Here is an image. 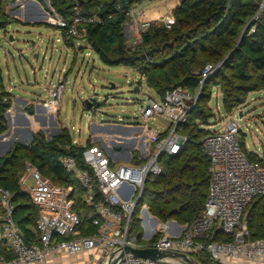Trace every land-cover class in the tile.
Masks as SVG:
<instances>
[{
  "label": "built area",
  "instance_id": "1",
  "mask_svg": "<svg viewBox=\"0 0 264 264\" xmlns=\"http://www.w3.org/2000/svg\"><path fill=\"white\" fill-rule=\"evenodd\" d=\"M65 1L72 6L71 21L58 16L57 27L67 40L84 39V27L99 19L84 16L79 0ZM263 13L264 0L259 3L252 21L256 23ZM126 15L124 38L128 46L140 45L141 34L149 24L143 21L142 7L135 6ZM159 22L169 29L174 24L171 12ZM251 30L254 31V27ZM213 69L212 66L205 68L200 85ZM64 89V84L58 82L49 98L60 102ZM197 99L198 91L191 94L174 89L158 101L143 103L139 111L141 125L160 120L166 128L152 131L143 147L139 143L145 132L142 130L139 134V129L138 134L131 137L135 144L122 150V158L109 157L97 142L82 151L85 170L79 169L71 157L59 158L61 168L71 174L85 192L82 204L91 212L88 220L94 232H86L87 227L76 212L77 193L73 188L49 182L27 163L18 185L28 193L38 211L37 239L29 242V246L24 244V235L14 220L12 195L0 187V245L10 252L9 258L0 256V264H47L56 257L86 254L93 256L94 264H108L124 248L185 255L191 263L172 256L151 261L125 254L118 264H195V256L201 254L207 257L208 264H225L229 260L264 264V236L252 239L244 223L250 203L264 197V166L249 161L241 149L238 126L241 119L237 117L231 118L223 130L211 131L201 141L210 161L208 192L201 218L191 225L169 221L158 226L148 207L141 205L137 216L139 230H131L132 217L140 205L146 180L160 176L161 158L177 156L187 143L178 128L187 121ZM116 151L115 154H122L120 149ZM97 196L102 201H98ZM212 229L232 237V242H206Z\"/></svg>",
  "mask_w": 264,
  "mask_h": 264
},
{
  "label": "trees",
  "instance_id": "2",
  "mask_svg": "<svg viewBox=\"0 0 264 264\" xmlns=\"http://www.w3.org/2000/svg\"><path fill=\"white\" fill-rule=\"evenodd\" d=\"M13 1L0 0V32L10 24L1 6ZM49 1L59 17L71 21L70 2ZM146 1L159 0H79L84 16L99 19L84 27V40L104 66L135 69L140 79H145L148 90L158 97L174 89L191 94L201 89L187 121L178 128L187 143L177 156L161 158L162 174L146 180L139 205H146L148 212L161 223L174 221L191 225L201 218L208 192L210 161L200 141L211 131L196 127L206 120L204 103L209 102L212 88H220L222 107L228 112L239 104L243 95L264 91V13L256 23L252 21L262 0H177L178 5L171 11L174 24L169 29L159 21L150 22L141 34L140 45L128 46L123 34V26L128 21L126 13ZM73 40L70 38L67 42ZM203 64L219 65V68L200 85L201 76L192 72ZM222 71H228L230 76L225 78ZM10 100L11 96L3 91L0 72V135L6 131L4 115ZM90 145L89 142L82 147L73 145L68 131L62 129L49 142L44 140L43 133H38L29 147L17 145L14 151L0 157V187L12 195L14 220L27 242H36L38 211L15 177L21 161L26 159L49 182L73 188L77 193L76 212L87 227L86 232L95 231L89 225L91 212L82 204L84 190L58 163L59 158L71 157L79 169H87L81 154L84 147ZM240 146L249 161L264 166V153L258 156L247 152L241 142ZM18 150L22 158L17 155ZM97 200L102 201L99 196ZM253 203L254 209L245 223L251 238L261 239L264 236V197L256 198L249 206ZM136 211L132 217V232L139 230ZM206 242L231 243L232 237L212 229ZM0 256L9 258L10 252L0 246ZM195 262L208 264L203 254L195 256Z\"/></svg>",
  "mask_w": 264,
  "mask_h": 264
},
{
  "label": "rangeland",
  "instance_id": "3",
  "mask_svg": "<svg viewBox=\"0 0 264 264\" xmlns=\"http://www.w3.org/2000/svg\"><path fill=\"white\" fill-rule=\"evenodd\" d=\"M173 1L176 6L177 0ZM168 8L166 10L161 3H151L142 7L143 21L151 22L154 13L159 15L158 20H163L175 7ZM1 11L10 22L7 28L0 32V72L3 91L9 94L5 89L9 79L12 82L19 76L33 83L36 86V96L42 98L35 105L32 101L18 102L9 94L10 107L4 115L6 131L0 138L10 131L11 147L4 156L14 151L17 145L21 148L29 147L33 137L38 133H43L44 140L49 142L62 129H66L76 146L82 147L86 142H97L109 157L117 159L123 157L122 150L135 144L131 137L136 136L138 132L139 134L142 130L145 132L139 143V146L143 147L152 131L157 132L166 128V124L160 120L149 121L146 126L140 123L139 111L143 103L159 99L148 90L145 79H140V75L132 68L104 66L80 38L75 39L74 43H68L67 38L62 36L61 30L57 27L59 15L49 0H14L3 4ZM207 66L212 65L198 66L192 74L202 76ZM212 67L215 69L208 72L205 82L215 75L219 65ZM222 72L225 78L230 76L228 71ZM58 82L63 83L65 87L60 102L49 98L51 90ZM135 88L139 91L135 92ZM206 89L208 94V88ZM200 92L201 89L198 90V95ZM211 92L209 102L204 103L206 120L196 128L220 131L231 118H240L238 122L240 142L244 144L247 152L263 154L264 91L243 95L239 104L229 112L222 107L220 88L213 87ZM16 94L26 100H33L36 97L31 94L21 95L18 92ZM94 98L98 103L92 106L94 111L85 110L84 102ZM28 107L31 108L32 114H25ZM21 111L23 120L20 117ZM116 149H120L122 154H115ZM17 155L22 158L20 150L17 151ZM27 163V159L21 161L15 175L18 180ZM254 206L253 203L248 207L245 221ZM139 210L140 206L137 208V214ZM139 217L141 220V216ZM156 221L160 226L161 222L157 219ZM64 262L66 259L62 258L53 263ZM94 263L93 256H88L82 264Z\"/></svg>",
  "mask_w": 264,
  "mask_h": 264
},
{
  "label": "crops",
  "instance_id": "4",
  "mask_svg": "<svg viewBox=\"0 0 264 264\" xmlns=\"http://www.w3.org/2000/svg\"><path fill=\"white\" fill-rule=\"evenodd\" d=\"M151 3H161L162 5H164L166 7V10H168L169 8L168 7H175L178 5V1H177V5L175 6V2L173 0H159V1H152V2H142L140 5V7H145ZM171 4V5H170ZM174 8V9H175ZM173 9V10H174ZM154 13V12H153ZM154 17H152V21L151 22H154V21H160V19L158 20V17L159 15L157 13H154L153 14ZM150 23V22H149ZM20 25V24H19ZM76 40H73L72 42L74 43ZM83 42H85L84 39H82ZM85 45V44H84ZM81 47V46H80ZM87 48H89L87 45H86ZM91 50V49H90ZM18 78H14V80L11 82L10 79H9V83H8V86H4L5 89L9 92L10 95H13L15 97V100H17L18 102H22V103H29V102H33L35 105L37 104L36 102H40V100H42V98L40 96H36V93H35V90H36V86L33 85V83H31L29 80L27 79H23L22 77H19L17 76ZM12 84H14V86L12 87ZM15 90H14V89ZM19 93L21 95H28V94H31L32 96H36L35 99L33 100H29V99H25L24 97L20 96V95H17L16 93ZM15 93V95H14ZM44 100V99H43ZM20 105V104H18ZM21 107V106H19ZM36 108V107H34ZM29 109H31L30 107L27 108V113L25 114H29ZM22 112V111H21ZM22 116L18 117L20 118L21 120L24 119L23 117V112L21 114ZM9 120V119H8ZM24 123V122H23ZM22 123V124H23ZM9 124V122H8ZM12 124V123H11ZM227 125V123H226ZM226 125L223 127V129L226 127ZM222 129V130H223ZM10 131H8L7 133L4 134V136H2V138H0V157L4 156L10 149L11 147V143L9 142V139H10ZM96 142H90V144H94ZM252 153V152H251ZM255 154V153H253ZM258 155V154H256ZM258 156H261L258 155ZM247 211V210H246ZM246 213V212H245ZM244 223H245V216H244ZM246 224V223H245ZM247 226V225H246ZM2 246V245H0ZM3 247V246H2ZM5 248V247H4ZM7 249V248H6ZM88 254L86 255H78V256H72V257H67V256H60V257H56L54 261H51V262H47V264H54L53 262H56L57 261H60L62 258H65L66 259V262L64 263H70V264H82L85 260H87L88 258ZM86 257V258H85ZM59 259V260H58ZM225 264H244L242 263L241 261L239 260H229L227 263Z\"/></svg>",
  "mask_w": 264,
  "mask_h": 264
},
{
  "label": "water",
  "instance_id": "5",
  "mask_svg": "<svg viewBox=\"0 0 264 264\" xmlns=\"http://www.w3.org/2000/svg\"><path fill=\"white\" fill-rule=\"evenodd\" d=\"M249 25L250 24H248L247 27ZM229 55H231V53ZM229 55L225 58V60L229 57ZM111 87L113 88V86H111ZM134 91L138 92L139 89L135 88ZM95 104L98 105V103L96 101V98L92 99L91 101L90 100H86L84 102L85 110L94 111L92 109V106L95 105ZM29 113L32 114V110L31 109H29ZM58 134L59 133H57V135ZM23 242H24V244L26 246L30 245V243L27 242L25 239L23 240ZM125 254H131L134 257H138V258H142V259H149L151 261H156V260L162 259V258H164L166 256H172V257L181 258L182 260H184L187 263H191V261L185 255H180V254L177 255V254H170V253H160V252H157L154 249L131 250L129 248H124L123 251L116 258L112 259L108 264H118ZM195 264H198V263H195Z\"/></svg>",
  "mask_w": 264,
  "mask_h": 264
}]
</instances>
